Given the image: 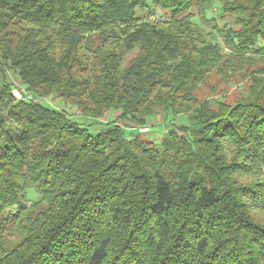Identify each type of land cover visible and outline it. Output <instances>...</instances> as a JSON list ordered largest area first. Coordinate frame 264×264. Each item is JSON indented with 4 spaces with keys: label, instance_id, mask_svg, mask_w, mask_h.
<instances>
[{
    "label": "trees",
    "instance_id": "trees-1",
    "mask_svg": "<svg viewBox=\"0 0 264 264\" xmlns=\"http://www.w3.org/2000/svg\"><path fill=\"white\" fill-rule=\"evenodd\" d=\"M0 264H264V0H0Z\"/></svg>",
    "mask_w": 264,
    "mask_h": 264
},
{
    "label": "rangeland",
    "instance_id": "rangeland-1",
    "mask_svg": "<svg viewBox=\"0 0 264 264\" xmlns=\"http://www.w3.org/2000/svg\"><path fill=\"white\" fill-rule=\"evenodd\" d=\"M221 24V23H220ZM240 72L243 74L250 73V71H253L256 67L254 65L248 67L245 66L244 68L239 67ZM237 75L234 77V79L231 80H221L220 78H217L216 76H213L211 80L208 82L206 86H204L201 96H212L215 97L216 95L223 96L225 101L228 103L234 104L236 101L239 100L240 94L246 90V85H248L247 81H244L239 76L242 74L239 73V70L236 72ZM10 80L13 83H16L17 79L14 76V74L10 73ZM218 96V97H220ZM42 103L45 106L48 107H54L58 108L62 111H69L70 115L72 118L77 121L79 124H81L84 127H89L91 129L92 133H99V132H105L109 126H102L100 123H96L97 126H95L94 121L90 120L89 118L85 116H81L80 114L77 113V110L74 108H70L69 106H65L62 102L58 101L56 98H51V99H46V100H41ZM119 115V112H111L109 114L108 119H110V122H113V120H117V116ZM172 117L169 115L167 118L163 116V114H159L156 117H153L150 121L149 124L146 127H143L142 129L139 128H130V127H125L126 132L129 136L132 137H140L142 141L149 143V144H158L163 136V133L167 129V127L170 125L172 122ZM104 120L107 122V116L104 118ZM112 120V121H111ZM104 122V121H100ZM184 122V118L181 116L176 119V125ZM128 124V123H127ZM94 125V126H93ZM28 195L29 198V204L32 202L40 201L41 200V195L36 194L35 191L29 189L28 190Z\"/></svg>",
    "mask_w": 264,
    "mask_h": 264
}]
</instances>
